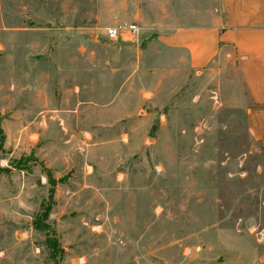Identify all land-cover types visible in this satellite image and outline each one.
Masks as SVG:
<instances>
[{
	"label": "rangeland",
	"instance_id": "rangeland-1",
	"mask_svg": "<svg viewBox=\"0 0 264 264\" xmlns=\"http://www.w3.org/2000/svg\"><path fill=\"white\" fill-rule=\"evenodd\" d=\"M149 4L0 0V264L264 253L263 151L232 50L199 72L175 64L150 42ZM126 23L138 31L107 38ZM92 101L107 103L94 117Z\"/></svg>",
	"mask_w": 264,
	"mask_h": 264
},
{
	"label": "crops",
	"instance_id": "crops-1",
	"mask_svg": "<svg viewBox=\"0 0 264 264\" xmlns=\"http://www.w3.org/2000/svg\"><path fill=\"white\" fill-rule=\"evenodd\" d=\"M152 3L148 6L158 5L159 10L157 6L153 11L152 26L148 28L153 32L150 42L175 55V64H183L185 57L184 65L199 72L212 64L220 50L225 47L232 50L249 99L246 125L252 138L262 146L264 181V0H152ZM184 4H188L186 9ZM145 11L144 6L138 7V17L144 18ZM125 92L103 93L100 97L120 99L127 97ZM105 105L92 101V116L101 112L97 107ZM257 264H264V253Z\"/></svg>",
	"mask_w": 264,
	"mask_h": 264
},
{
	"label": "built area",
	"instance_id": "built-area-1",
	"mask_svg": "<svg viewBox=\"0 0 264 264\" xmlns=\"http://www.w3.org/2000/svg\"><path fill=\"white\" fill-rule=\"evenodd\" d=\"M138 26L136 23H126V24H119V25H110L106 27L105 34L108 39L114 40L117 39L123 31H128L130 33H136L138 31Z\"/></svg>",
	"mask_w": 264,
	"mask_h": 264
}]
</instances>
